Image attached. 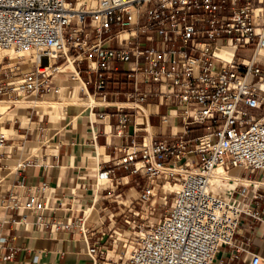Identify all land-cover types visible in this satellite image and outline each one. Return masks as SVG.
<instances>
[{
	"label": "built area",
	"instance_id": "2783aa9c",
	"mask_svg": "<svg viewBox=\"0 0 264 264\" xmlns=\"http://www.w3.org/2000/svg\"><path fill=\"white\" fill-rule=\"evenodd\" d=\"M76 1L0 0V50L22 53L14 63L6 54L0 59V101L11 107L22 94L57 86L54 76L71 50L76 71L68 77L80 76L85 60L96 74L98 93L115 60L133 62L129 73L136 85L157 81L178 101L182 128L173 142L143 139L135 147L132 138L119 147V163H132L133 172L150 180L136 198L146 214L155 210L159 182L171 180L180 188L164 214L149 224L139 209L124 217L141 233L125 264H263L250 248L252 235L238 233L245 218L264 222V191L236 182L226 198L209 189V178L217 165L264 174V110L251 112L264 109V58L258 56L264 48V0H95L93 7L75 10ZM228 41L235 50L225 60L215 48ZM44 54L47 64L40 61ZM194 124L204 131L188 139ZM12 144L0 133V149L19 150L17 144L10 149ZM112 171L99 170L97 177ZM46 185L35 186L23 201L11 194L6 206L41 210ZM121 241L126 246L129 237Z\"/></svg>",
	"mask_w": 264,
	"mask_h": 264
},
{
	"label": "crops",
	"instance_id": "0c3cea01",
	"mask_svg": "<svg viewBox=\"0 0 264 264\" xmlns=\"http://www.w3.org/2000/svg\"><path fill=\"white\" fill-rule=\"evenodd\" d=\"M86 64L81 61L80 76L70 79L68 73L75 64L65 60L60 65L64 72L54 76L57 86L50 91L22 98L10 110L9 102L0 103V133L12 140L10 149L16 145L14 134L22 140L32 124H39L37 141L19 146L20 156L12 157L7 147L0 149V264H125V246L113 231H118L125 216L133 217L131 211L139 209L144 214L133 199L150 180L133 172L132 163H119L123 156L119 147L130 144L132 138L135 147L143 139L149 144L161 139L175 141L182 128L180 106L157 81L136 85L129 73L134 67L131 61L115 60L114 71L98 93L96 74ZM55 93L59 100L52 97ZM29 107L37 110V121L29 119ZM45 114L48 120L41 126ZM17 118L23 132L13 123L5 124ZM203 131L194 124L185 137L191 139ZM110 168L109 176L97 177L99 170ZM227 170L234 183L240 179L238 183L246 181L250 190L258 187L264 191L263 173L243 177L240 167ZM43 181L47 185L41 210L6 206L11 194L23 201ZM170 185L167 181L165 187ZM132 190L138 193L135 198H131ZM243 223L238 234L252 235L250 248L261 255L264 264V222L245 218ZM55 225L59 228L54 229ZM89 247H95V252L90 253ZM132 247L130 244L125 257ZM10 252V259H2Z\"/></svg>",
	"mask_w": 264,
	"mask_h": 264
},
{
	"label": "rangeland",
	"instance_id": "374dc122",
	"mask_svg": "<svg viewBox=\"0 0 264 264\" xmlns=\"http://www.w3.org/2000/svg\"><path fill=\"white\" fill-rule=\"evenodd\" d=\"M82 1H84V0H77L76 1V3H77L76 5L79 6V3H81ZM86 4L88 5V0L86 1ZM249 53H250L249 51H244V50H240L239 51V54L245 55V56L249 55ZM68 54L69 55H73L74 52L71 50V52H68ZM48 60H49V57L46 54L42 55L41 58H40V61H41L42 64H47L48 63ZM52 97L54 99H58V100L61 98L57 93H55ZM14 107H15V105H11V107L9 108V110L12 109V108H14ZM262 108H264V104H263V107ZM263 110L264 109H259V110L251 109V112L252 113H255V114H260V113H263ZM27 112H28L29 119H31L33 121H37L38 120L39 114L37 113V110H33V108H30L29 107ZM15 120H17V121H15V122L14 121L6 122V126H10L14 122L12 124L13 127L15 129H18L21 132H23V129L20 128L21 119H18L17 118ZM47 120H48V115L45 114V116L43 117V120L41 121L40 125L41 126L46 125ZM37 125H39L38 124V121H37V123L32 124V128L29 130V133H27L26 136H25V138H23L22 140L21 139L20 140L19 139L17 140L16 139V134H14L15 135V142L18 145V147H19V145L25 146L26 145V142H28V141H37V138H38L37 137V135H38V128H36ZM39 137H40V135H39ZM8 143H11V141H9ZM5 149L6 148L1 149V150L3 151ZM39 150H36L37 152H35V153H38ZM21 152H22L21 150H15L11 155H12V157H18V156H20V154H22ZM240 171H241V173H240ZM240 171H239V176H243V177H245V176L249 177L250 175H254L256 173L255 170L244 169V168H240ZM167 181L173 182L171 180H167ZM167 181L159 182V184L156 185L159 190L157 192V197H156V200L157 201H156V205H155V210L152 213L149 212V214H147L148 215V218L150 219V221L149 222H148V220L145 221L146 222L145 223V228H147L146 227L147 226V222L149 224L151 221H154L155 219L161 217L164 214V212L170 206V203H171V200L173 198V195H174V192L175 191H172L169 188L165 187V184H166ZM236 182H241V180L239 179ZM242 182L245 183V184H247L246 181H242ZM106 184L107 183H105L104 185H106ZM137 189H139V188H137ZM163 190L165 191V194H167V199H166V202L165 203H164V199H162L160 197V196H163V192H162ZM130 194L132 195L131 198H135L138 193H137L136 190H132ZM133 200H134V204L138 207L139 205L137 204L136 199H133ZM128 202H129V200L127 201V203ZM143 208L144 207H142V209ZM143 217H146V213L145 212L143 214ZM119 225L120 226H119L118 231L115 232L114 234H118L117 236L120 239L129 237V241L126 243V246L124 247V250H123L124 251V253H123L124 260H126L128 258V256H129L128 255L127 257H125V254H126V251H127L128 247H129V245L130 244L135 245V242H136V240H135L136 234H141V233H137L139 230H136L137 232H134L135 229L130 228V226H128L125 223H120ZM121 243H123V242L121 241Z\"/></svg>",
	"mask_w": 264,
	"mask_h": 264
},
{
	"label": "bare ground",
	"instance_id": "6f19581e",
	"mask_svg": "<svg viewBox=\"0 0 264 264\" xmlns=\"http://www.w3.org/2000/svg\"><path fill=\"white\" fill-rule=\"evenodd\" d=\"M86 1L87 0H84L81 3H79V6L76 5L77 3H75L74 4L75 10L80 9L82 4H86ZM94 4H95V0H88V7H93ZM234 50H235L234 43L232 41H228L226 43H223L222 45L217 46L215 48V54L217 56L222 57L225 60H230L233 57ZM5 54L10 57L11 63H14V62L19 60V56L22 53L15 52L11 49L0 50V59ZM258 56L264 58V48L259 49ZM66 60H67V62H73V60L69 59V56ZM75 71H76V69L73 70V72H75ZM62 72H64V68H63V66H60V72L59 73H62ZM77 76L78 75L76 74V77ZM33 94L34 93L22 94L21 97L19 98V100L22 98H26V97L33 95ZM19 100L15 101V105L19 102ZM2 102H9V101L8 100H1L0 103H2ZM234 167H240V166H234ZM227 169L228 168H224L221 165H217L212 169V172H211L210 178H209V189L211 191L215 192L217 195H222V196H225L226 198H228L230 196L229 188L234 185L233 180H231L229 178L232 175V173H231V171H229ZM167 188H169L172 191H177L180 188V185L178 183L171 182V185L168 186ZM134 246L135 245H133L129 256L131 255V252H132Z\"/></svg>",
	"mask_w": 264,
	"mask_h": 264
}]
</instances>
